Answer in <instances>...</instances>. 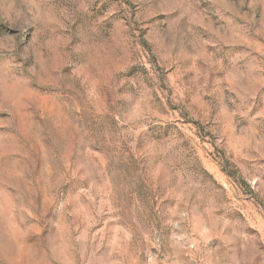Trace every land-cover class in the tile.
Returning a JSON list of instances; mask_svg holds the SVG:
<instances>
[{
	"label": "rangeland",
	"instance_id": "rangeland-1",
	"mask_svg": "<svg viewBox=\"0 0 264 264\" xmlns=\"http://www.w3.org/2000/svg\"><path fill=\"white\" fill-rule=\"evenodd\" d=\"M0 264H264V0H0Z\"/></svg>",
	"mask_w": 264,
	"mask_h": 264
}]
</instances>
